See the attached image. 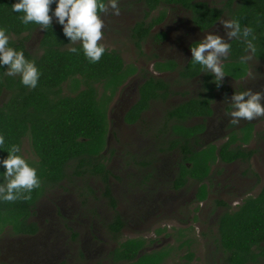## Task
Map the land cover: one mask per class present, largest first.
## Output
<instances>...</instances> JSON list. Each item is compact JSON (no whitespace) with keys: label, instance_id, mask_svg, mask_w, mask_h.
Returning <instances> with one entry per match:
<instances>
[{"label":"rangeland","instance_id":"rangeland-1","mask_svg":"<svg viewBox=\"0 0 264 264\" xmlns=\"http://www.w3.org/2000/svg\"><path fill=\"white\" fill-rule=\"evenodd\" d=\"M207 1L222 6L227 0ZM117 6L118 15L113 14L110 6L101 14L103 26L98 42L118 50L127 64L138 68L109 104L111 124L103 152V159L112 172L110 183L125 219V229L118 237L110 230L114 212L101 195V178L92 174L71 175L60 184L47 188L37 203L34 219L42 223L38 236H13L8 228L1 231L0 264H10L12 260L23 264H107L108 252L117 242L130 236L146 237L149 241L147 250L179 245L180 240L190 239V248H177V253L163 264H227L225 254L215 240L218 216L224 210L216 200L227 201L236 208L245 196L256 195L264 183V115L244 120L232 117L228 110L233 94L244 89L261 92L260 102L264 104V59L254 57L251 52L247 56L250 73L246 78L234 80L224 73L219 76L223 87L216 92L217 118L222 120L224 128L213 122L214 118L202 139L219 144L225 139L223 131H227L231 120L253 121L258 135L248 146L257 148L258 152L251 161L214 165L210 196L198 202V182L192 181L180 190L171 187L180 154L176 151L166 153L161 148L168 137L167 109L185 97L196 96L200 79L190 82L182 79L177 70L157 71L154 64L159 60L177 58L183 65L192 55L191 45L202 41L209 33L219 35L228 43L233 36L228 35L230 29L222 21L232 19L229 12L226 11L209 31H200L190 10L179 5L160 4L150 11L147 20L163 11H167V16L152 28L142 46L138 47L132 33L135 23L145 18L148 10L145 3L142 0H117ZM51 20L59 24L55 16ZM161 31L167 33L164 40L158 39L157 33ZM41 36V29H37L27 42L33 53L41 51ZM227 56V50L218 54L217 63L222 66ZM151 74L167 79L173 89L184 91V94H174L167 101L156 100L137 123L127 124L123 115L137 97V86ZM63 90L66 94L74 91L70 82ZM196 121L201 120L194 119L190 123ZM22 153L28 159L35 157L26 138ZM93 189L96 192H92ZM195 216L197 219L193 220ZM189 250L194 252L192 258L186 257Z\"/></svg>","mask_w":264,"mask_h":264},{"label":"trees","instance_id":"trees-1","mask_svg":"<svg viewBox=\"0 0 264 264\" xmlns=\"http://www.w3.org/2000/svg\"><path fill=\"white\" fill-rule=\"evenodd\" d=\"M147 7L145 18L136 22L133 37L138 47L142 46L152 28L161 23L166 15L163 11L158 16L149 18L151 10L160 4L179 5L191 11L193 22L200 29H209L227 12L231 18L240 22L241 28H251L247 37L237 33L228 42V56L222 64L223 73L234 78L242 77L246 72L245 57L248 53L264 59V0H227L222 6L212 5L207 0H142ZM13 0H0V28L9 37V46L23 51L26 59L32 60L38 70L35 87H28L20 82L18 74L6 75L7 65H0V160L7 156L12 145L19 147L21 155L29 165L36 169L39 183L30 192L21 190L20 195L10 201L0 200V233L10 226L16 233L33 234L37 223L31 218L35 206L44 191L60 184L71 175H97L101 178L106 194L108 191L110 170L103 159L107 147L109 132V104L121 86L137 71V66L127 64L122 54L116 49L105 47V51L95 62L87 59L79 41H70L62 26L51 20L50 25L41 27L20 21L22 13L11 10ZM107 3V0H105ZM55 6V0L49 6V14ZM41 29L39 53H33L28 47V40L33 31ZM158 39L165 37V32L157 33ZM255 52L247 46V42ZM99 43V42H98ZM75 46L76 52L67 49ZM177 62L166 59L157 62L156 68L176 70ZM205 72L204 83L208 84L213 73L192 58L180 71L184 77H193ZM70 82L74 91L64 93L63 87ZM220 83L217 80L216 86ZM169 84L160 77H147L140 86L137 102L126 112L125 121L137 123L143 112L150 106L152 98L168 95ZM210 96L191 97L177 105L169 107L166 116L170 133L163 142L162 150L166 153L180 149L181 160L171 187L180 190L192 181L199 183L197 199L204 200L208 189L203 182L209 175L211 165L218 159L235 160L237 157L249 159L252 151L230 148L227 142L218 150L214 144L196 148L198 134L202 124H186V120L196 115L211 113ZM168 129V130H169ZM24 138L35 155L28 159L22 153ZM3 165L0 164V183ZM256 174V173H255ZM26 197V198H25ZM217 205L226 208L217 220V238L215 240L225 254L227 264H259L264 261V183L256 195H247L236 208H231L226 201H217ZM113 229L119 231L122 225L117 214ZM143 237H130L112 251L114 264H163L183 246L190 248L188 238L180 240L179 245L146 250ZM193 251L186 257L192 258Z\"/></svg>","mask_w":264,"mask_h":264},{"label":"clouds","instance_id":"clouds-1","mask_svg":"<svg viewBox=\"0 0 264 264\" xmlns=\"http://www.w3.org/2000/svg\"><path fill=\"white\" fill-rule=\"evenodd\" d=\"M52 0H13L11 10L22 13L19 17L21 23L34 22L42 28L51 23L49 6ZM111 7L113 14H119L117 0H55V6L51 9V15L55 16L56 22L62 25L63 33L70 38V41L79 40L84 56L92 62L98 60L105 51L103 44L98 43L101 38L104 13L107 7ZM226 28H229V36H236L237 33L247 37L251 28L242 29L240 22L235 19L222 21ZM247 46L255 52L251 41ZM229 44L222 41L219 35L207 34L202 41L191 45L192 61L212 72L216 73L218 79L223 74L222 67L217 63L218 54L224 53ZM205 50H208L205 52ZM68 52H76L75 46L67 49ZM244 59H247L245 57ZM0 65H7L6 75L18 74L20 82L28 87H35L38 78V70L32 60L26 59L20 49L9 46V37L6 31L0 28ZM261 92H252L249 89L237 91L233 94L230 105V115L234 118L251 120L264 115V104L260 102ZM245 97H247L245 99ZM237 123L236 119L230 121ZM3 137L0 136V144ZM19 147L12 145L7 156L0 160L3 165V182L0 183V200L10 201L16 199L21 190L30 192L39 183L36 169L29 165L26 160L18 154ZM26 198V197H25Z\"/></svg>","mask_w":264,"mask_h":264},{"label":"flooded vegetation","instance_id":"flooded-vegetation-1","mask_svg":"<svg viewBox=\"0 0 264 264\" xmlns=\"http://www.w3.org/2000/svg\"><path fill=\"white\" fill-rule=\"evenodd\" d=\"M172 5V4H171ZM174 5V4H173ZM166 16H167V12H166ZM221 19V18H220ZM219 21H217V23H218ZM216 23V24H217ZM195 24V23H194ZM215 24V25H216ZM196 25V24H195ZM214 25V26H215ZM197 26V28L200 30V31H209L211 28H213L214 26H212L211 28H209V29H200V27L198 26V25H196ZM166 35H165V37L167 36V33H165ZM165 37H164V39H165ZM163 39V38H162ZM163 39V40H164ZM230 41V40H229ZM198 42V41H197ZM195 43V42H194ZM192 58V55L190 56V58L186 61V62H184L183 63V65L182 64H180L179 63V61L177 60V58H167V59H174L176 62H177V65H176V70L178 71V73H179V76L182 78V79H185V80H190V82L191 81H194V80H196V79H200V82L198 83V86H197V88L199 89V91H198V93H196L197 95L196 96H190V97H185L183 100H181L179 103H181L182 101H186L187 99H189V98H191V97H200V96H210V107H211V113L210 114H206V115H196V116H193L192 118H190V119H188V120H186L184 123H186V124H190V125H193V124H197V123H199V124H202L203 125V130L198 134V136H197V141L196 142H194V145H195V147L196 148H201V147H203V146H206V145H208V144H214L215 146H216V148H217V152H218V150L219 149H221L227 142L229 143V147L230 148H237V149H240V150H245V151H249V150H251L252 151V153H251V155H250V157H249V159H243L242 157H237L235 160H231V161H228V162H226V161H222L221 159H218L215 163H213L212 165H211V170H210V173H209V175L204 179V183L206 184V186H207V189H208V193H207V196H206V198L204 199V200H198L197 199V195H196V200L198 201V202H203V201H205V200H207L208 198H209V196H210V193H211V191H210V179L212 178V176H213V172H212V167L214 166V165H216L217 163H219V162H221V163H224V164H229V163H234V162H250L251 161V159L253 158V156L255 155V154H257V152H258V149L257 148H255V147H251V146H248V144L249 143H251L255 138H256V136L258 135V130L256 129V127H255V123L253 122V121H242V122H238L237 121V123H235V124H232L231 122L229 123V126H228V128H227V131H223V133L225 134V139L221 142V143H219V144H217L216 143V141H202V139L206 136L205 134H207V132H208V130H209V128H210V126H211V121L213 120V122H216V123H218V126L219 127H221V128H224V124H223V122H222V120H218V118H217V115H218V108H217V104H216V92H217V90L219 89V88H221V87H223V82H222V80L220 79V78H218V79H220V83L216 86V83H217V78H216V75L213 73V75H214V77H212L211 78V80L209 81L208 80V78H207V81H208V84H206V83H204V77H205V72L204 71H201L200 73H198L197 75H195V76H193V77H184V76H181L180 75V71H182L183 70V68L187 65V63L189 62V60ZM227 58V57H226ZM225 61V60H224ZM224 61H222V63H221V65L223 64V62ZM157 62H160V63H165L166 62V59H164V60H159V61H156L155 62V64H154V68H155V70H157V71H166V72H170V71H176V70H166V69H158V68H156V64H157ZM246 64H247V66H246V72H245V74L242 76V77H239V78H234V77H232V76H230V75H227V76H230L231 77V79H234V80H241V79H244V78H246L247 77V75L250 73V64H249V62H248V60H246ZM138 72V69H137V71H136V73ZM136 73H134L132 76H130L129 77V79L130 78H132ZM226 75V74H225ZM150 76H156V75H154V74H151V75H148V76H146V78L147 77H150ZM156 77H159V76H156ZM145 78V79H146ZM161 78V77H160ZM128 79V80H129ZM144 79V80H145ZM163 79V78H162ZM143 80V81H144ZM163 80H165V79H163ZM143 81L137 86V97L135 98V100L132 102V104H130V106L128 107V109L126 110V112L137 102V100L139 99V96H140V86H141V84L143 83ZM165 81H167L168 82V80L166 79ZM125 83H127V81L125 82ZM125 83L121 86V88L125 85ZM168 84H169V87H168V95L167 96H165L164 98L163 97H157V98H152L151 99V101H150V106L143 112V114L151 107V105L154 103V102H156V100H158V99H166V101L169 99V98H171L172 96H174V94H177V93H180V94H184V91H179V90H177V89H173L172 88V86H171V83L170 82H168ZM120 88V89H121ZM119 89V90H120ZM118 90V91H119ZM111 103V102H110ZM178 104V103H177ZM177 104H175V105H177ZM109 110H110V105H109V108H108V117H109V129H110V124H111V121H110V114H109ZM228 110H230V107H229V109ZM126 112H125V114H126ZM125 114L123 115V118H124V120H125ZM143 114H142V116H143ZM142 116H141V118H142ZM167 117V116H166ZM194 119H200L201 121H196V122H191L190 123V121L191 120H194ZM167 120H168V118H167ZM126 122V121H125ZM127 124H134V123H128V122H126ZM239 123V124H238ZM169 129V128H168ZM109 133V132H108ZM169 133H170V129L169 130H166V134H167V136H169ZM170 137V136H169ZM203 143V144H202ZM177 153H179L180 154V157H179V160H177V165H179V162H180V160H181V152H180V149L178 148L177 150H175ZM110 170V169H109ZM110 172H111V170H110ZM111 176H112V172H111V174H110V178H111ZM92 192H96V191H94V189L93 190H91ZM108 191L110 192V195H108V194H106V189L104 188V185H103V189L100 191L101 192V195L102 196H104L106 199H107V201H108V204H109V206H110V208L113 210V212H114V219L112 220V222H111V224H110V230L115 234V235H117V237L119 236L118 234L120 233V232H122L124 229H125V226H126V223H125V219H124V217H123V214H122V212L120 211V207H119V203H118V199L114 196V194H113V192H114V189H113V185L110 183V179H109V188H108ZM45 192H46V190L44 191V193L42 194V196L43 195H45ZM42 196L39 198V200L42 198ZM39 200L37 201V203L39 202ZM220 201H224V200H221V199H219ZM219 200H216V204H217V201H219ZM227 202V201H226ZM37 203H36V205H37ZM228 203V202H227ZM219 206V205H218ZM221 206H223L224 207V209L226 208V206L225 205H221ZM229 206L231 207V205L229 204ZM232 208V207H231ZM34 210H35V212H34V214L32 215V219L37 223V231L35 232V233H33V234H28V233H16V232H14L13 230H12V228L10 227V226H7V227H5V228H8L9 230H11L12 231V234H13V236H26V237H28V236H38L40 233H41V231H42V229H41V225H42V223L41 222H39V221H36L35 219H34V216H35V213H36V206H35V208H34ZM224 211V210H223ZM223 211H221V213L223 212ZM117 214L120 216V220H121V222H122V225H121V227H120V230L119 231H115L114 229H113V224L114 223H116V216H117ZM197 219V216H195L194 218H193V220H196ZM5 228H3V229H5ZM2 229V230H3ZM1 230V231H2ZM130 237H143V238H145V241H146V244L148 245V240H147V238L146 237H144V236H130ZM130 237H127V238H130ZM127 238H125V239H127ZM125 239H123V240H125ZM123 240H121V241H119V242H117L118 244L111 250V251H109L108 252V259H109V263H107V264H114V260H113V258H112V251L114 250V249H116L117 247H118V245L120 244V242H122ZM2 245H1V243H0V254L2 253ZM146 250H147V246H146V248H145ZM170 259V258H169ZM10 264H23V263H21V262H17V261H14V260H12L11 261V263ZM104 264V263H103Z\"/></svg>","mask_w":264,"mask_h":264}]
</instances>
